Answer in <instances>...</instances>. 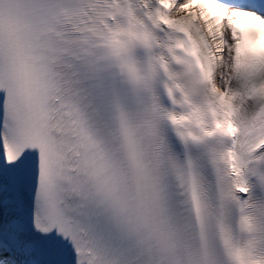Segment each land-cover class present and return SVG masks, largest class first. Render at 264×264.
<instances>
[{"label": "snow or ice", "instance_id": "obj_1", "mask_svg": "<svg viewBox=\"0 0 264 264\" xmlns=\"http://www.w3.org/2000/svg\"><path fill=\"white\" fill-rule=\"evenodd\" d=\"M0 264H264V0H0Z\"/></svg>", "mask_w": 264, "mask_h": 264}]
</instances>
